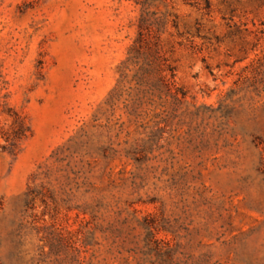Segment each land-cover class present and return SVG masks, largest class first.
<instances>
[{"label":"rangeland","instance_id":"obj_1","mask_svg":"<svg viewBox=\"0 0 264 264\" xmlns=\"http://www.w3.org/2000/svg\"><path fill=\"white\" fill-rule=\"evenodd\" d=\"M0 264H264V0H0Z\"/></svg>","mask_w":264,"mask_h":264},{"label":"trees","instance_id":"obj_2","mask_svg":"<svg viewBox=\"0 0 264 264\" xmlns=\"http://www.w3.org/2000/svg\"><path fill=\"white\" fill-rule=\"evenodd\" d=\"M144 6V3H142ZM146 7L139 19V32L133 45L130 47L127 59L122 63L120 83H133L136 96L130 104H126L129 113L141 116L143 107L153 105L156 100H172L181 102L185 93L176 87L174 82V67L168 62L162 52L157 36L150 37L152 29L146 25ZM129 72H132L129 75ZM130 77V81L128 78ZM16 135L13 140L23 136V121L15 119ZM8 140V138H7ZM15 146V143L12 144ZM150 229V228H149ZM148 236L153 237V232L148 231ZM157 243L156 239L154 240Z\"/></svg>","mask_w":264,"mask_h":264}]
</instances>
